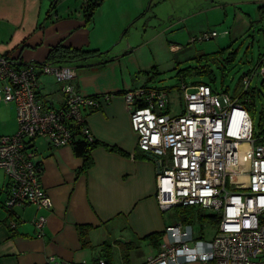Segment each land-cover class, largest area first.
<instances>
[{"label":"crops","instance_id":"1","mask_svg":"<svg viewBox=\"0 0 264 264\" xmlns=\"http://www.w3.org/2000/svg\"><path fill=\"white\" fill-rule=\"evenodd\" d=\"M247 1L104 0L88 23L81 8L88 0H82L81 5L80 0H0V59L69 66L77 73L71 84L78 93L90 97L113 95L100 109L85 112L88 130L99 143L90 152L87 169L72 146L54 147L42 138L33 143L42 170L39 180L53 202L51 211L25 205L16 206L10 214L4 206L9 182L0 170V264H47L52 257L69 264H97L99 259L108 264H143L158 253L160 243L166 239V228L174 223L157 200V161L139 151L125 104L124 91L149 86L143 78L150 75L153 61H142L135 53L146 46L152 48L158 36H166L168 41L169 34L177 32L180 38L176 36V41L185 44L186 39L225 18V4L254 3L258 4V12L264 11V0ZM168 5L171 10L166 13ZM103 12L107 19L117 22L115 29L96 30V15L99 18ZM140 21L143 23L135 30L146 33L158 24L157 35L130 43L133 34L128 30ZM240 22V26H246L244 30L250 28L243 15ZM223 35L229 32L225 30ZM183 44H174L181 47L173 52L175 63H219L225 50L230 49L222 43L208 50L198 44ZM59 47L91 54L66 62L60 57L50 58ZM187 69L194 77L197 71L190 66ZM185 78L180 77L181 82ZM38 83L40 100L55 108L63 106L60 84L53 77L41 73ZM199 83L206 84L201 79L187 85L191 89ZM3 85L0 81V96ZM16 119L15 106L0 99V136L17 131ZM14 215L18 223L10 230ZM38 216L47 218L40 238L34 229ZM152 235L161 238L154 242L149 239Z\"/></svg>","mask_w":264,"mask_h":264},{"label":"built area","instance_id":"2","mask_svg":"<svg viewBox=\"0 0 264 264\" xmlns=\"http://www.w3.org/2000/svg\"><path fill=\"white\" fill-rule=\"evenodd\" d=\"M206 32L192 42L216 38ZM173 52L180 50L171 47ZM261 66L243 76L247 93L256 76L264 79ZM53 77L60 84L64 102L60 108L39 99L38 77ZM77 73L53 63L19 64L0 59V99L17 110L18 129L0 136V170L8 178L10 214L16 206L33 205L51 211L52 199L41 182V166L34 146L42 138L54 147L72 146V125L94 141L87 126L86 111H96L113 95L85 96L74 88ZM182 110L170 114V91L143 86L124 91L139 151L158 164L157 200L162 212L198 206L220 217L212 240L195 235L192 224L180 221L165 230L166 239L156 255L143 264H264V144L255 135L254 121L240 99L218 92L206 84L178 87ZM242 93V94H243ZM245 146V147H244ZM10 230L16 228L14 215ZM47 218L34 221L37 236L44 235ZM97 264H108L99 259ZM47 264H69L50 258Z\"/></svg>","mask_w":264,"mask_h":264},{"label":"rangeland","instance_id":"3","mask_svg":"<svg viewBox=\"0 0 264 264\" xmlns=\"http://www.w3.org/2000/svg\"><path fill=\"white\" fill-rule=\"evenodd\" d=\"M81 1L82 0H80V5ZM247 2L245 4L237 5L234 3L225 4V7H227V16L223 14L225 18H222L221 21L217 20L218 23L213 25V27L207 26V29L198 35H193L190 39H186L187 41L185 44H183V42L180 43L179 41H176L175 37L178 35L177 32L169 34L168 41H172V44H169V42L166 41V36H158L157 39H154L152 48L150 46H146V49L141 48L137 53H135V55H137V57L142 61H150V59L153 61L150 63L152 66L150 75L147 77L144 76L143 81L146 82L148 80V84L151 87L170 90V114L176 115L182 110L183 98L178 89V87L182 84L179 77V70H185L187 66L194 69L201 66H203V68L205 66L210 68V74L203 73L200 74L199 77H186L184 80L187 84L194 80L203 79V81L208 83V85L210 84L211 88H214L220 93L226 92L234 98H238L245 91V85L243 84L244 74L257 70L261 66V62L264 61V11L258 12V4ZM237 8L242 9L244 13L237 14L239 13ZM170 10L169 5L165 6L164 12L166 11V13H168ZM244 14H248L252 17V19H250L248 15ZM242 15L248 19L250 23V28L247 30L243 29L244 27L246 29V26H240V17H242ZM96 20L97 25L99 24V28L96 30L101 28L105 31L108 29L109 31V29H115L117 26V22L114 19H107L105 12H103L99 18L98 15H96ZM155 22H157V20H155ZM222 22H224V25H221ZM142 23L143 22L140 21L128 30L129 33L132 32L131 34H133L132 41L130 40V43L133 41L139 42L141 39L145 38V36H147L146 38L156 37V27L158 24H154V26L148 29L146 33L135 30L136 28H139ZM225 30L229 32V35H223ZM213 31L220 35L219 38L204 42L196 41L194 43L191 40L193 38L200 37L206 32L210 33ZM237 32H239V35H236ZM177 38L180 37L177 36ZM175 43L183 45H186L187 43H190L191 45L198 44L207 50L209 49L208 47H211V45L222 43L230 46V49H227L229 51L225 50L226 54L219 60V63H217L218 61L216 63L212 62L208 64L175 63V61H173L175 53H173L171 47L178 46L181 49L179 45H174ZM125 58L129 59V56ZM230 58L231 62L227 63L228 60L230 61ZM128 62L132 63L131 60H128ZM156 66L158 67V72L155 70V72L153 71ZM250 86V90L255 91V95L251 97L253 103L252 107L249 109V113L254 121L255 135L259 136V134L264 131V79L256 76ZM175 210L176 209H172L165 212L166 216L173 221L172 223H176L178 221L177 211ZM194 228L196 232L195 235L205 241L212 240L215 237L216 232H218V227L209 223L203 224V227L196 224L194 225Z\"/></svg>","mask_w":264,"mask_h":264},{"label":"trees","instance_id":"4","mask_svg":"<svg viewBox=\"0 0 264 264\" xmlns=\"http://www.w3.org/2000/svg\"><path fill=\"white\" fill-rule=\"evenodd\" d=\"M103 1L104 0H88V2H85L83 7H81L86 17L85 20H87L88 23L91 22V19H93L94 14L96 10L98 9L97 7H99ZM262 10H264V7H262ZM89 54H91V52H85L83 50L67 49V48L59 47L53 51L50 58L60 57L61 60L65 62L66 61H76L79 59L86 58V56ZM209 69L210 68L208 66H205L204 68L201 67L200 69H195L197 71L195 72V76L199 77L200 74H203V73L210 74ZM154 70H156V68L153 69V71ZM179 76L180 77H191L193 76V72L190 71L189 69L183 70L179 72ZM201 84H204V83H199L198 85H201ZM206 85H208V83H206ZM254 95H255V91L249 90L247 91V93L241 94L238 98L240 99V102L245 106L247 111H249L250 107H252L253 100L251 97H253ZM79 129H80L79 127L76 128L73 125L70 129L72 130L74 134V141H72L73 142L72 147L75 150V154L78 157H81L84 159L85 161L84 169H87L89 165L91 164L90 152L94 148H96L99 145V143L96 141L90 142L86 136L82 135ZM259 135L263 137L262 141L264 143V131ZM175 211H177V219L181 223L192 224V225L198 224L201 227H203V224L205 223H209L217 227L219 226V222H220L219 216L207 214L204 210H201V208L198 206L178 207L176 208ZM160 238H161L160 235L149 236V239L153 240L154 242H158Z\"/></svg>","mask_w":264,"mask_h":264},{"label":"bare ground","instance_id":"5","mask_svg":"<svg viewBox=\"0 0 264 264\" xmlns=\"http://www.w3.org/2000/svg\"><path fill=\"white\" fill-rule=\"evenodd\" d=\"M245 147V146H244Z\"/></svg>","mask_w":264,"mask_h":264}]
</instances>
